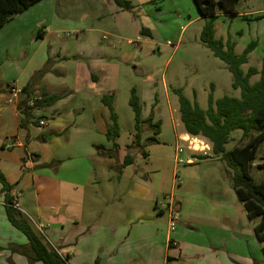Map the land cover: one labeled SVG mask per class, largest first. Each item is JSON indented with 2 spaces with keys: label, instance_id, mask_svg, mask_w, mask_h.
<instances>
[{
  "label": "crops",
  "instance_id": "obj_1",
  "mask_svg": "<svg viewBox=\"0 0 264 264\" xmlns=\"http://www.w3.org/2000/svg\"><path fill=\"white\" fill-rule=\"evenodd\" d=\"M54 1L43 0L27 10L39 7L40 12L29 25L11 20L0 29V174L13 187L11 195L34 230L40 234L38 227H43L44 238L67 264H170L175 260L177 264H264V245L254 232L258 221L248 219L244 206L233 194L226 165L212 153L205 155L211 157L208 160L199 159L205 151L202 142L201 148L191 143L187 163L219 162L220 167L204 166L209 174L204 181L206 193L189 194L184 201L169 204L179 225L173 232L169 206L159 207L157 181L139 174L127 179V170L135 166L139 155L149 158L143 143L161 145L166 141V125L171 123L177 144L179 139L191 142L195 138L187 135L184 127L179 134L176 110L168 101V111L163 110L167 108L160 105L158 88L150 92L143 89V95L135 89L144 122L139 146L134 140L135 124L134 132L129 131L130 138L124 137L117 103L125 88L123 77L130 75L135 57L128 47L139 48L141 38L154 36L150 19H138L135 10L161 1L171 11L183 14L194 1L128 0L133 10L126 11L110 0L111 18L102 25L109 31L81 25L69 34L54 30L52 21L44 17L52 18ZM246 15L238 13L234 17ZM222 16L233 18H218ZM79 18L84 23L91 16L82 14ZM162 88L168 100L170 93L164 81ZM132 90L129 87L126 91L128 104ZM44 94L59 96L60 101L34 109L30 118L26 117V109L22 108L33 101L29 97ZM108 96L113 97L120 128L117 151L107 138L110 112L102 99ZM155 97L158 100L154 104ZM155 124H161L157 135L152 127ZM8 141L12 149L5 148ZM96 146H104L115 157L99 155ZM128 156L133 163L124 166ZM112 171L118 172L115 187H106L100 194L97 179L112 183ZM169 186L173 190L174 181ZM121 189H125L123 194L119 193ZM5 201L0 183V264H30L26 257L10 250L27 248L28 240L9 222ZM165 210L169 221L163 227L159 218H165ZM171 238L178 242V248L169 247Z\"/></svg>",
  "mask_w": 264,
  "mask_h": 264
},
{
  "label": "rangeland",
  "instance_id": "obj_2",
  "mask_svg": "<svg viewBox=\"0 0 264 264\" xmlns=\"http://www.w3.org/2000/svg\"><path fill=\"white\" fill-rule=\"evenodd\" d=\"M109 2L110 0H55L51 10L52 18L45 15L44 17L52 21L54 30L64 31L62 34L74 33L72 29H77L81 25H93L103 31H109L102 26L105 22L109 23L111 18ZM162 6L164 9L157 12L156 9ZM38 8L35 7L28 13L25 11L22 15H16L12 20L27 26L30 24V20L34 21L39 16ZM237 12L247 15L237 18L222 16L216 20V38L225 43L227 41L234 43L236 55H242L249 45L256 43L255 49L248 56V64L244 65L242 69L245 72L250 67L260 69L264 62V0H241L237 6ZM135 13L138 15V19H150L154 27V36L141 38L139 48L128 47V50L133 49L135 57L132 66L129 67L130 75L123 77L125 88L121 91L117 103L125 138H130L129 131L134 132L135 124L134 112L127 102L128 94L126 91L129 87L137 89L142 95L143 89L148 88L150 92L151 88H158V97L162 108L168 107V101L170 107L176 110L174 116L179 134L182 133L184 125L180 119L178 96L173 90H181L186 98L191 102L196 101L203 110H207L209 107L210 95H213L216 101L224 97L240 98V90L232 88L233 77L227 65L216 58L213 52L200 40L201 30L207 21L199 17L194 2L191 4L190 10H185L183 14L171 11L170 8H167V4H161V1L146 4L140 10L136 9ZM82 14H88L91 18L83 23L79 18ZM148 14L149 16H147ZM261 16L263 17L259 18ZM160 21L164 22L161 23ZM189 22L190 25L184 29ZM121 45L122 43L117 44L118 48ZM134 67L137 68L136 71H134ZM258 80L259 76H255L251 83L254 84ZM162 81L165 82L170 93L168 100L163 92ZM155 100L157 101L158 98H154V104ZM168 108L163 110L168 111ZM251 136L253 135L242 139L241 131L234 132L226 146L227 150L244 146ZM165 137L166 141L161 142L163 143L161 145L150 141L143 143L149 158L145 159L139 155L135 166L127 170L129 174L127 179H132L139 174V176H148L156 180L161 193L159 207L167 209L169 204L173 205L174 201H184L190 197L189 194L206 193L204 181L209 174H206L204 166L214 167L216 165L220 167V165L219 162H202L200 165L187 163L191 159V143L194 144L195 148H201L205 144V151L201 156L212 153L213 145L208 139L202 136L195 137L191 142L179 139L177 144L171 123L170 126L166 125L165 127ZM179 148L182 149L181 162L179 156H177L178 161H176ZM263 151L264 144L260 146L257 160L252 168L253 177L258 182L263 177V172L258 168V164L262 162ZM60 165L61 163L58 162V169ZM99 173H102L101 170ZM109 174L114 177L112 183L106 182L105 179L103 181L97 179L100 183L96 190L100 194L106 187H115L118 172L112 171ZM224 180L226 181V178ZM172 181H174L173 190L169 186ZM124 192L125 189H121L119 193L123 194ZM119 193L115 191V195ZM233 194L235 193L233 192ZM166 195L168 196L167 199L165 198ZM170 197L173 199L172 202ZM179 214L177 213V215ZM168 221L169 217L166 211L165 218H159V224L163 227L168 226ZM178 226L176 224V228ZM163 227L161 228L163 229Z\"/></svg>",
  "mask_w": 264,
  "mask_h": 264
},
{
  "label": "trees",
  "instance_id": "obj_3",
  "mask_svg": "<svg viewBox=\"0 0 264 264\" xmlns=\"http://www.w3.org/2000/svg\"><path fill=\"white\" fill-rule=\"evenodd\" d=\"M43 0H0V29H2L12 18L29 10ZM201 18L207 19L200 35L201 42L210 49L214 56L223 61L232 74L234 90H240V98L224 97L214 100L213 95L209 97V107L203 110L199 104L191 102L181 90L175 89L178 96L180 119L184 125L187 135L202 136L208 139L213 147L212 154L219 158L229 169L231 187L238 201L244 206L248 219L258 221L254 228L258 242L264 245V151L262 162L258 168L263 172L262 179L258 182L254 179L252 168L257 160V153L264 144V62L262 67H250L245 72L242 67L248 64V56L255 49L256 43L249 45L242 55H236L235 44L231 41L226 43L216 38L215 21L219 15H238L237 6L241 0H193ZM115 4L126 10L132 11L133 7L128 0H114ZM145 29L142 30L144 33ZM259 76V80L252 84L253 77ZM24 93L27 92L25 88ZM33 107L28 104L22 108L26 117L30 118V112L38 108H48L60 101L59 96L42 95L40 98H32ZM103 104L110 112V124L108 125L107 138L114 144L117 151V140L120 136L118 117L113 107V97L102 99ZM129 105L135 115V144L139 146L141 140L142 104L132 90ZM151 119L148 123L151 124ZM155 135L159 134L161 124L152 126ZM241 131L242 139L251 136L244 146L227 150L226 146L231 140L234 132ZM152 142H157L152 138ZM99 155L114 158L112 152H107L104 146H96ZM210 156H201L200 160H208ZM133 158L128 156L124 166L131 165ZM0 183L3 185V193L6 194L5 208L9 222L20 231L28 240V247H10L12 253L26 257L30 264H67L59 252L52 248L47 240L37 233L28 217L14 207L15 198L11 195L13 187L8 184L5 177L0 174ZM3 249L0 247V251ZM264 256V247H263Z\"/></svg>",
  "mask_w": 264,
  "mask_h": 264
},
{
  "label": "built area",
  "instance_id": "obj_4",
  "mask_svg": "<svg viewBox=\"0 0 264 264\" xmlns=\"http://www.w3.org/2000/svg\"><path fill=\"white\" fill-rule=\"evenodd\" d=\"M33 105H34V101H32L29 104L30 107H33ZM40 125L44 127L46 125V123L44 121H42V122H40ZM5 148L6 149H12L13 148V144L11 142H8V143L5 144ZM178 153H179L178 156H179L180 162H181L182 149H179ZM14 207L17 208V209H20V206L18 205V202H17L16 199L14 200ZM176 224H177V220H176V217H175V213H174L173 208L171 207L170 208V221H169L170 231L171 232H173L176 229ZM38 230L40 231L42 236L45 237L44 234H43V227H38ZM168 245H169L170 248H178L179 247L178 242L176 240H173L172 238L168 240ZM176 262H178V261L177 260H175L174 262L170 261V264H172V263L173 264H177Z\"/></svg>",
  "mask_w": 264,
  "mask_h": 264
}]
</instances>
